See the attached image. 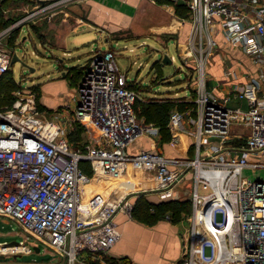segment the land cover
Wrapping results in <instances>:
<instances>
[{
  "label": "built area",
  "instance_id": "obj_1",
  "mask_svg": "<svg viewBox=\"0 0 264 264\" xmlns=\"http://www.w3.org/2000/svg\"><path fill=\"white\" fill-rule=\"evenodd\" d=\"M19 1L34 8L0 29V75L11 66L15 49L8 40L15 29L64 0ZM179 1L189 8L183 22L198 67L195 106L170 113L175 141L181 131L193 138L183 154L156 147L160 129L135 115L138 93L110 48L95 50L77 82L75 104L62 105L49 120L40 118L28 94L0 107V214L61 254L48 264H142L110 254L121 236L116 215L129 209L134 191L170 199L188 174L190 224L174 264H264V0ZM225 49L241 50L254 70L245 75L240 63L225 65L219 55ZM216 56L222 77L209 85L207 68ZM242 76L247 80L231 81ZM221 82L233 87L216 93ZM73 123L91 126L94 141L74 146ZM141 137L151 147L130 149ZM91 178L121 184L85 198L82 185ZM34 246L22 240L9 249L17 256Z\"/></svg>",
  "mask_w": 264,
  "mask_h": 264
},
{
  "label": "rangeland",
  "instance_id": "obj_2",
  "mask_svg": "<svg viewBox=\"0 0 264 264\" xmlns=\"http://www.w3.org/2000/svg\"><path fill=\"white\" fill-rule=\"evenodd\" d=\"M91 1L64 0L15 29L9 37L8 46H12L21 61L28 66L17 61L10 66L9 72L0 76V86L6 84L9 87L0 92V107L10 106L19 96L28 94L32 96L40 118L49 120L54 110L61 107L58 105L59 96V103L75 104L76 87L72 84L75 83L73 76L77 75L79 69L72 70L67 66L77 62L85 65L95 50L110 48L115 52L120 71L126 74L127 80L132 82L138 93L134 101L137 118L147 123L138 112V102H147L150 98H174L166 124L167 138L160 130L155 145L165 154H183L192 144L193 138L181 131L175 141L170 113L173 109L187 113L189 108L185 102H195L197 98L192 87L198 74L196 58L190 52L184 27L180 26V21L189 16L187 4L179 0H137L136 3L122 6L127 14L124 22L117 20L108 22L116 26H98L95 23L96 15H92ZM32 8L34 4L19 0L1 2L0 19L13 21ZM172 23L179 26H169ZM88 31H93L92 37L87 35ZM165 54L172 58L171 63L162 62ZM219 55L225 57V65L233 63L237 66L240 63L249 71L252 70L249 59L241 50L225 49ZM210 64L207 68L208 77L211 78L208 84L212 85L217 78L215 75L221 72V65L211 60ZM59 71L65 72L64 75ZM156 72L160 74L157 78ZM61 79L67 83L69 81L71 86L68 93L60 95L47 90L53 81ZM77 124L73 123L68 133L72 144L81 146L87 141H94L90 137H96L97 132L91 126L87 128ZM142 138L137 142L145 145ZM187 151L188 156L193 155L192 147ZM190 182L191 175L188 174L186 179L176 185L175 197L167 201H158L154 196L136 191L129 196L130 207L120 212L124 215L120 221L121 236L114 246L120 249L119 252L123 254L121 257L147 264L154 263L153 260L157 261L155 264H163L158 262L161 259L174 264L181 253L182 237L186 235L190 224ZM22 240L32 246L35 243L40 251L33 249L31 253L19 252L15 256L9 247ZM165 244L172 251L170 257L164 253ZM0 255H3L0 264H29L34 259L40 264H48L55 255L61 256L53 247L37 240L17 221L3 214H0Z\"/></svg>",
  "mask_w": 264,
  "mask_h": 264
},
{
  "label": "crops",
  "instance_id": "obj_3",
  "mask_svg": "<svg viewBox=\"0 0 264 264\" xmlns=\"http://www.w3.org/2000/svg\"><path fill=\"white\" fill-rule=\"evenodd\" d=\"M137 0H92L91 3H92V6H91V11H92V15H96V21L95 22L96 24H98V26H116L117 24L115 23H109L108 22H111V21H121V22H124V20H126V13L125 11L123 10L122 6L126 3H129V4H132V3H136ZM108 24V25H107ZM179 26V24H175V23H172L170 24L169 26ZM180 26H183V30H184V36L187 38V34H188V31H189V23L187 21H180ZM89 33L87 34L89 36L92 37V32L93 31H88ZM183 36V38H184ZM85 37V36H84ZM66 38V37H65ZM81 40H85L84 38H81ZM65 41V39H64ZM74 48V46H73ZM234 50H238V49H234ZM67 54H69V52H67V50L65 51ZM64 52V53H65ZM245 55V54H244ZM246 58H248L246 55H245ZM78 58V56L76 57ZM215 62L216 64H219L221 65V72L220 74H217L215 75L217 78H221L222 77V71H223V67H222V64L221 62L219 61L218 57L215 58ZM249 59V58H248ZM79 59H76V61H78ZM250 61V60H249ZM87 62V61H86ZM81 63L80 62H77V64H74V65H70V66H67L68 68H75V69H80V70H83L84 71V68H85V65H80ZM250 64H251V61H250ZM241 73L244 72L245 73H248V72H252L254 70V67L252 65V70L249 71L243 64H241ZM211 66V65H210ZM209 66V67H210ZM208 67V68H209ZM218 69V68H217ZM60 73H62L61 71H59ZM246 75V74H245ZM247 76H242L240 77V79H234V80H231L232 82L234 81H239V80H247L246 78ZM219 78V79H220ZM232 79V78H231ZM65 80V79H64ZM64 80H55L51 83V85H49L48 87V91L50 92H53V93H56V94H65V93H68V88L69 86H71L69 84V81L68 83L65 82ZM74 85L72 84V86L76 87L75 85L77 84V81L75 80L74 81ZM226 83V84H225ZM221 82V84L216 88L214 89V91L216 93H222L223 91H225L226 89H229V88H232L233 87V84L230 86V83L228 82ZM59 101H58V105H64L65 103H59L61 101V96H59ZM233 103L235 104L236 102L233 101ZM55 111V110H54ZM236 130H239V131H244V129L246 130V128H244L243 126H238L235 128ZM248 130L244 131V132H247ZM142 140L144 141V144H141L139 142L136 141V143H133L131 148L132 150H136V149H143V148H150L151 147V144H150V140H148V138H145L143 137ZM149 143V145L147 144ZM117 184V181L116 179H92L89 181L88 185L85 187V189L83 190L84 192V196L85 198L88 197V195L91 193V192H94V191H100L102 193H108L111 188H113L115 185ZM176 192V191H175ZM144 195L148 194L147 196H154L156 198V200L158 201H163V200H159V198L155 195V194H150V193H142ZM175 197V193H174V196L171 197V199H173ZM123 213H118L115 217V220L118 222L119 224V228H120V221L124 218L123 217ZM119 240V239H118ZM115 244L110 248V254L112 256H115V257H121L123 256V254H121L119 251L120 249L114 247ZM166 248H167V251H166ZM164 253H166V255H169L168 257H170V255H172V251H170L169 249V245H167L166 247V244L164 246ZM15 257V256H14ZM178 259V258H177ZM155 261L154 263H148V264H155L157 261L156 260H153ZM176 261V260H175ZM137 262V261H135ZM159 263H163V264H169V262H166L164 260H158ZM137 263H142V264H147L146 262H137Z\"/></svg>",
  "mask_w": 264,
  "mask_h": 264
},
{
  "label": "trees",
  "instance_id": "obj_4",
  "mask_svg": "<svg viewBox=\"0 0 264 264\" xmlns=\"http://www.w3.org/2000/svg\"><path fill=\"white\" fill-rule=\"evenodd\" d=\"M6 1L7 0H4V1H2V3H5ZM6 21L7 20H1L0 19V29L3 28L5 25H7L11 20H9L8 22H6ZM152 67H154V66H152ZM70 69L77 70L75 68H70ZM7 72H9V71H7ZM7 72H5V73H7ZM78 72H77L76 76L74 75L75 77L73 76V80L74 81L76 80L77 82L79 81V79L83 73V70L79 69ZM4 74H2V75H4ZM2 75H0V76H2ZM159 75L160 74H158V72H156L155 78H157ZM130 87L136 91V88H135V86H133L132 82L130 83ZM8 88L9 87L6 84H4L3 86H0V92H3V90L8 89ZM173 102H174V98L165 97L162 99L150 98L147 102H138V104H137L139 114L146 119L147 123L151 122L152 124L158 126L165 138H167V133H168V129L166 128V124H167V120H168V116H169V111L171 109L170 107L172 106ZM194 105H195V102L192 100H187L185 102V106H187V108H193ZM193 112H194V110H192V113ZM77 125H79V123ZM81 166L88 173V175H91V169H90V166L86 160L81 161ZM163 201H165V200H163ZM123 260H126V259L123 258Z\"/></svg>",
  "mask_w": 264,
  "mask_h": 264
},
{
  "label": "water",
  "instance_id": "obj_5",
  "mask_svg": "<svg viewBox=\"0 0 264 264\" xmlns=\"http://www.w3.org/2000/svg\"><path fill=\"white\" fill-rule=\"evenodd\" d=\"M24 38H25V37H23V39H24ZM17 61L21 62V64L24 65V66H28V64H27L26 62H24V61H21V59H20V57L17 55V53L14 52V53H13V56H12V59H11V65H12L13 63L17 62ZM162 62H163L164 64H169V63L172 62V58H171L170 56H168L167 54H165V55L163 56ZM64 73H65V72L62 71V75H64ZM11 243H16V242H11ZM34 250H36V251L38 252V251L40 250L39 246L35 245V246H34ZM2 257H3V255H0V258H2Z\"/></svg>",
  "mask_w": 264,
  "mask_h": 264
},
{
  "label": "bare ground",
  "instance_id": "obj_6",
  "mask_svg": "<svg viewBox=\"0 0 264 264\" xmlns=\"http://www.w3.org/2000/svg\"><path fill=\"white\" fill-rule=\"evenodd\" d=\"M114 180V179H113ZM90 181V180H89ZM89 181H87V182H85L83 185H82V191L85 189V187L87 186V184L89 183ZM116 181H117V184L115 185V186H118V185H120L121 183V180H118V179H116Z\"/></svg>",
  "mask_w": 264,
  "mask_h": 264
}]
</instances>
